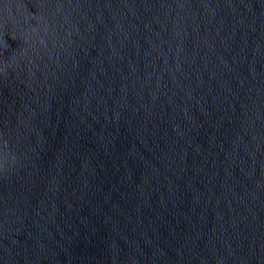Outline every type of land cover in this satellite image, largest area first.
Listing matches in <instances>:
<instances>
[{"label":"water","instance_id":"95a60500","mask_svg":"<svg viewBox=\"0 0 264 264\" xmlns=\"http://www.w3.org/2000/svg\"><path fill=\"white\" fill-rule=\"evenodd\" d=\"M0 264H264V0H0Z\"/></svg>","mask_w":264,"mask_h":264}]
</instances>
